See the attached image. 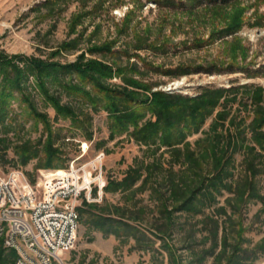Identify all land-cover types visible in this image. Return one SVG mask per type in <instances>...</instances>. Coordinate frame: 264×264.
<instances>
[{
  "label": "rangeland",
  "instance_id": "obj_1",
  "mask_svg": "<svg viewBox=\"0 0 264 264\" xmlns=\"http://www.w3.org/2000/svg\"><path fill=\"white\" fill-rule=\"evenodd\" d=\"M0 53L61 63L75 62L84 53L113 66L105 80L111 87L148 95L164 90L194 96L205 87L246 84V96L240 93L244 101L229 106L245 126L254 116L251 101L256 95L264 106V0H0ZM21 81L22 91L16 86L11 90L0 71V105L3 101L7 112L0 121V170L18 168L37 182L43 172L69 166L87 142L79 161L104 152L98 170L104 187L100 192L94 186L91 199L84 196L80 207L107 203L130 224L105 233L89 221L88 213H81L77 244L63 264H226L229 256L217 258L226 230L231 240H242L246 264H264V201L243 200L219 187L213 202L204 200L203 211L181 209L184 198L214 169L213 144L206 138L213 115L185 142L157 148L137 139L131 125L116 130L104 106L67 94L58 82H49L50 92L74 108V117L57 112L36 76ZM172 83L178 84L167 90ZM4 87L11 90L8 98L2 97ZM31 104L45 114L50 128ZM149 117L151 111L140 123ZM49 140L60 155L52 165H42ZM28 146L39 153L25 162ZM244 157L240 150L234 154V173L227 181L238 185L249 179ZM132 169L141 175L129 189L105 191L110 179L121 180ZM255 179L264 194V172ZM215 220L218 247L200 260L215 243L210 233Z\"/></svg>",
  "mask_w": 264,
  "mask_h": 264
},
{
  "label": "trees",
  "instance_id": "obj_2",
  "mask_svg": "<svg viewBox=\"0 0 264 264\" xmlns=\"http://www.w3.org/2000/svg\"><path fill=\"white\" fill-rule=\"evenodd\" d=\"M154 1L163 2L165 0ZM17 57H20L22 65L19 60H16ZM112 70L113 66L109 63L98 58H87L84 53L79 56L77 61L70 63L50 61L23 54L7 56L0 53V71L6 75L11 90L12 86H16L22 91L25 88L21 81L22 78L25 79L29 74H32L37 77L41 87L40 91L52 102L57 112L63 116L74 117L76 116L74 108L61 103L60 98L50 92L49 82H58L67 94L75 95L78 98L84 97L94 107L99 104L104 106L109 111L112 125L116 130L131 125L133 126L131 133L137 139L152 146L157 145V148L163 144L173 147L185 142L188 135L200 131L206 118L213 115L206 138L210 139L213 144L211 155H213L214 169L201 181L192 194L190 193L184 198L181 209L196 213L203 211L204 200L213 202L215 191L219 190V187L227 188L235 194L234 196H240L243 200L247 197V200L264 201V194L258 189L255 179L259 173L264 172V106L258 104L256 95L251 101L253 106L256 105L254 116L246 126L243 125V117L237 121V114L235 115L232 108L229 107L230 102L232 104L238 102L239 106L244 101V95L240 96V93L245 94L246 91L244 92L243 89L248 85H232L228 88L205 87L200 94L194 96L168 93L164 90H154L148 95L140 89H129L126 86L116 89L108 85L105 80L112 74ZM75 75H77L78 81H75ZM87 84H90L89 88ZM132 85L136 86L135 80ZM11 90L7 91L4 87L2 97H10L11 94L7 92H11ZM231 91L236 92L231 95L229 94ZM248 98L252 99L250 95ZM4 104L2 101L0 105V121H3L7 116ZM31 107L35 110L34 114L37 118L40 117L39 119L45 122L46 127L50 128L45 114L38 111L36 104H31ZM147 111L152 112V117L140 123ZM248 140L249 142H247ZM52 142L49 140L46 146L47 155L42 158V165H52L59 158L60 153L54 148ZM239 150L245 154L246 169L250 177L244 183L237 185L232 181H227V178L234 173L232 160L234 154ZM38 153V150H33L31 146H28L25 148L22 159L26 162ZM139 172V169H132L121 180L110 179L105 185V191L129 189L140 177ZM198 193L202 196L199 200L196 198ZM198 202H202L200 206ZM219 209H224V206H219ZM79 211L80 216L81 213H88L89 221L95 227L103 229L105 233L118 232L122 224L130 226L125 220L127 216L124 213L118 214L117 210L108 206L107 203L94 202L88 204L84 209L79 207ZM215 223L210 231V233H214L215 243L199 256L200 260L204 259L208 253L213 254L218 247L219 221L215 220ZM231 238L230 232L224 231L223 246L216 257L222 260L229 256L226 264H246L244 254L247 250L242 248V240L235 239L234 241ZM1 243L0 239V264H15V251L5 249ZM173 254V251H170V255Z\"/></svg>",
  "mask_w": 264,
  "mask_h": 264
},
{
  "label": "built area",
  "instance_id": "obj_3",
  "mask_svg": "<svg viewBox=\"0 0 264 264\" xmlns=\"http://www.w3.org/2000/svg\"><path fill=\"white\" fill-rule=\"evenodd\" d=\"M87 145L82 143L81 154L69 166L43 172L37 182L18 168L0 170V238L15 251V264H63L76 246L82 198L91 199L94 186L100 192L104 187L98 174L104 152L79 161Z\"/></svg>",
  "mask_w": 264,
  "mask_h": 264
},
{
  "label": "bare ground",
  "instance_id": "obj_4",
  "mask_svg": "<svg viewBox=\"0 0 264 264\" xmlns=\"http://www.w3.org/2000/svg\"><path fill=\"white\" fill-rule=\"evenodd\" d=\"M176 84H178V83H176Z\"/></svg>",
  "mask_w": 264,
  "mask_h": 264
}]
</instances>
